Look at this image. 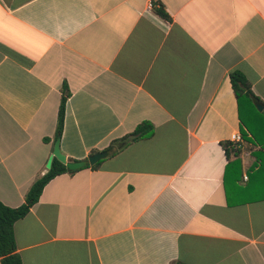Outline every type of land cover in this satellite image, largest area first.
<instances>
[{
  "label": "crops",
  "instance_id": "obj_1",
  "mask_svg": "<svg viewBox=\"0 0 264 264\" xmlns=\"http://www.w3.org/2000/svg\"><path fill=\"white\" fill-rule=\"evenodd\" d=\"M235 72L264 105V0H0V202L44 176L64 96L69 160L119 150L45 186L22 263L264 264V117Z\"/></svg>",
  "mask_w": 264,
  "mask_h": 264
},
{
  "label": "trees",
  "instance_id": "obj_2",
  "mask_svg": "<svg viewBox=\"0 0 264 264\" xmlns=\"http://www.w3.org/2000/svg\"><path fill=\"white\" fill-rule=\"evenodd\" d=\"M158 13L164 17L168 18L166 12L162 9L158 10ZM231 82L234 89L235 96L239 103L243 102V100H247L251 103L253 109L259 113L255 104L252 100L258 101L252 91L249 83L247 82L244 75L239 72H235L231 75ZM66 103L67 97L64 96L61 101L59 113H58V122H57V129H56V137L61 138L64 128V119L66 115ZM264 117V114L261 113ZM154 125L149 122L142 123L135 132L132 133L129 137H127L124 142L128 141H137L141 139H150L154 135ZM224 147L227 159L229 164H231V160L233 157L240 156V150L237 148V145L232 142L222 143ZM103 153H108L109 156L115 155L119 150L113 152V146L108 147L107 149L102 151ZM99 151H92L91 155L97 154ZM258 157L261 156L260 153H257ZM102 162L99 161L94 166H88L86 168L96 169ZM228 164V166H229ZM76 172V171H75ZM75 172H70L73 174ZM69 173L67 168L64 164H62L57 159L53 160L52 168L49 172L44 175L42 178L37 180L33 186L31 187L30 191L27 194L26 202L18 207V208H10L5 206L2 202H0V260L1 264H23L21 257L17 253V245H16V238H15V224L19 220L26 217L32 206L36 204L45 188V186L54 178L61 174Z\"/></svg>",
  "mask_w": 264,
  "mask_h": 264
},
{
  "label": "water",
  "instance_id": "obj_3",
  "mask_svg": "<svg viewBox=\"0 0 264 264\" xmlns=\"http://www.w3.org/2000/svg\"><path fill=\"white\" fill-rule=\"evenodd\" d=\"M254 104L257 110L264 114V105H262L260 102L256 100H254ZM107 156H108V153L102 152V153L94 154L90 156L87 160H83V161L69 160L66 157V155H64V153L61 151L60 138H58L54 146L53 154L50 156L48 163L46 165V170L44 172V175H46L49 172V170L52 168V163L54 159H57L62 164H64L67 168V171L70 173V172H75V171L84 169L88 166H94L95 164H97L99 161L106 158Z\"/></svg>",
  "mask_w": 264,
  "mask_h": 264
},
{
  "label": "built area",
  "instance_id": "obj_4",
  "mask_svg": "<svg viewBox=\"0 0 264 264\" xmlns=\"http://www.w3.org/2000/svg\"><path fill=\"white\" fill-rule=\"evenodd\" d=\"M243 141V138L240 134H235L233 137H232V140L231 142L238 145L239 143H241Z\"/></svg>",
  "mask_w": 264,
  "mask_h": 264
}]
</instances>
